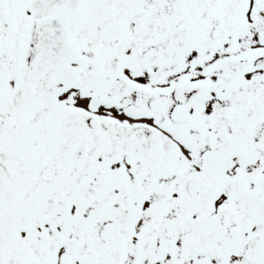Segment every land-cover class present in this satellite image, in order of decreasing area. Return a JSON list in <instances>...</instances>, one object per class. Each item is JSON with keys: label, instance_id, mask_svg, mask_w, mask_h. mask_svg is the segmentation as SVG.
<instances>
[{"label": "snow or ice", "instance_id": "obj_1", "mask_svg": "<svg viewBox=\"0 0 264 264\" xmlns=\"http://www.w3.org/2000/svg\"><path fill=\"white\" fill-rule=\"evenodd\" d=\"M0 264H264V0H0Z\"/></svg>", "mask_w": 264, "mask_h": 264}]
</instances>
